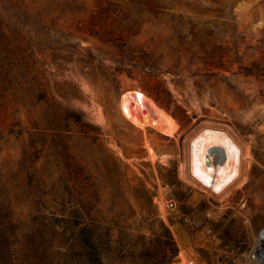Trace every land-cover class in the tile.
Listing matches in <instances>:
<instances>
[{
  "label": "rangeland",
  "instance_id": "obj_1",
  "mask_svg": "<svg viewBox=\"0 0 264 264\" xmlns=\"http://www.w3.org/2000/svg\"><path fill=\"white\" fill-rule=\"evenodd\" d=\"M263 54L264 0H0V208L19 238L17 264H28L27 241L41 221L72 219L89 202L114 244L123 238L139 252L170 238L176 251L166 264H241L264 225V77L239 66ZM120 56L161 72L111 73ZM134 89L180 130L168 135L125 117L120 96ZM67 108L95 130L67 123ZM206 126L226 128L242 150L241 175L220 194L187 177L189 144ZM76 166L89 180L74 178ZM63 226L52 225L50 264H66Z\"/></svg>",
  "mask_w": 264,
  "mask_h": 264
},
{
  "label": "trees",
  "instance_id": "obj_2",
  "mask_svg": "<svg viewBox=\"0 0 264 264\" xmlns=\"http://www.w3.org/2000/svg\"><path fill=\"white\" fill-rule=\"evenodd\" d=\"M27 24L28 20L23 19L21 21L16 20L13 26L18 30H22ZM2 35L4 34L2 33ZM32 41L38 42L40 45L43 42L41 39L38 41L32 39ZM117 45L120 51L124 53L125 44L119 42ZM90 56L100 58L101 61L104 59L95 52H90ZM212 56H216V53H212ZM112 61L113 63L107 66L108 69L112 70L111 73L126 72L132 75L134 72H140L146 75H157L161 72L155 63H151L146 59L142 61L120 56ZM219 62L220 65L223 64L222 56H220ZM239 73L245 76L264 77V54L248 63L241 64ZM222 80L230 88H236L228 77L225 76ZM171 100L169 101L171 102ZM64 118L67 123L70 120L74 121L83 134H89L92 130H95V125L86 119L84 113L74 108H67ZM65 130L68 131L69 129L65 128ZM95 137L97 138L98 134H95ZM73 176L76 180H89V176L84 175L81 166H76ZM93 206L94 203L89 202L83 204L82 207H75L72 219H53L54 223L64 225L60 234L71 240L69 252L65 253L66 264H123L128 258L132 260L133 264L136 263L137 259H144L145 264H166L172 258L173 255L169 257L168 252L174 254L176 246L170 238L158 239L157 241L161 245L160 248H147L139 252H137L136 243L126 242L123 238L117 241L118 244H114L110 226L91 213ZM8 217V210L0 208V264H17L18 248L16 243L19 242V238L15 235L14 224L10 219H7ZM53 222L41 221L38 228L30 234L27 241L28 248L24 256L28 264L51 263L53 258V236L56 235V231L52 228ZM50 229L52 233H49ZM68 231L70 233L67 235ZM48 234L50 235L49 238ZM167 234L168 231L166 230L165 235Z\"/></svg>",
  "mask_w": 264,
  "mask_h": 264
},
{
  "label": "bare ground",
  "instance_id": "obj_3",
  "mask_svg": "<svg viewBox=\"0 0 264 264\" xmlns=\"http://www.w3.org/2000/svg\"><path fill=\"white\" fill-rule=\"evenodd\" d=\"M119 105L122 114L141 128L152 125L168 135H173L174 131L178 130L174 128L172 116L160 109L140 89L123 92ZM147 109L154 110L155 115L150 118ZM138 111H143V114H139ZM188 149L191 172L187 173V177L195 180L206 192L224 193L240 177L242 150L226 128L222 126L202 128L193 136ZM164 204L161 209L166 215L167 204L165 206Z\"/></svg>",
  "mask_w": 264,
  "mask_h": 264
},
{
  "label": "built area",
  "instance_id": "obj_4",
  "mask_svg": "<svg viewBox=\"0 0 264 264\" xmlns=\"http://www.w3.org/2000/svg\"><path fill=\"white\" fill-rule=\"evenodd\" d=\"M240 256L241 264H264V225L253 232L248 247Z\"/></svg>",
  "mask_w": 264,
  "mask_h": 264
}]
</instances>
